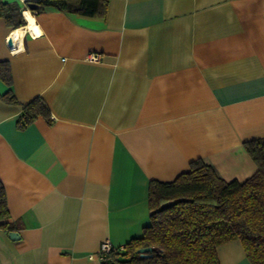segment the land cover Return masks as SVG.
Wrapping results in <instances>:
<instances>
[{"label": "crops", "instance_id": "obj_1", "mask_svg": "<svg viewBox=\"0 0 264 264\" xmlns=\"http://www.w3.org/2000/svg\"><path fill=\"white\" fill-rule=\"evenodd\" d=\"M3 2L26 25L0 19V264H100L102 242L150 225L152 181L199 160L227 182L256 172L244 145L264 138V0H104L94 16ZM37 98L47 113L21 127ZM216 253L251 264L239 241Z\"/></svg>", "mask_w": 264, "mask_h": 264}, {"label": "trees", "instance_id": "obj_2", "mask_svg": "<svg viewBox=\"0 0 264 264\" xmlns=\"http://www.w3.org/2000/svg\"><path fill=\"white\" fill-rule=\"evenodd\" d=\"M103 1L40 0L25 2L24 9L55 8L94 16ZM21 10L17 3L0 0V19L10 29L26 25ZM9 77L7 62H0V80L8 84ZM46 113L37 98L25 106L20 126ZM244 147L257 168L244 181L227 182L201 160L173 182L152 181L150 225L143 229L142 237L131 240L123 251H111L100 264H219L216 249L230 241L241 242L251 264H264V138L246 142ZM8 216L0 183V229L11 230L5 222ZM145 247L153 248L152 255L140 258L136 250Z\"/></svg>", "mask_w": 264, "mask_h": 264}, {"label": "built area", "instance_id": "obj_3", "mask_svg": "<svg viewBox=\"0 0 264 264\" xmlns=\"http://www.w3.org/2000/svg\"><path fill=\"white\" fill-rule=\"evenodd\" d=\"M24 1V0H22ZM11 40V38H7L6 39V43L8 45V40ZM12 41V40H11ZM9 48H12V43L11 46H8ZM89 62L92 63H97L100 60V55L99 54H90L87 58H86ZM111 251H123V248H118V249H114L109 241H104L100 244L99 250L97 252V256L98 259L102 262L104 260H107L108 255L111 253Z\"/></svg>", "mask_w": 264, "mask_h": 264}, {"label": "water", "instance_id": "obj_4", "mask_svg": "<svg viewBox=\"0 0 264 264\" xmlns=\"http://www.w3.org/2000/svg\"><path fill=\"white\" fill-rule=\"evenodd\" d=\"M25 2H29L30 0H24ZM28 6L33 9V6L31 4H28ZM8 46H11V40H8ZM9 238L13 241L18 240V235L16 232H10L9 233ZM153 252V248L152 247H145V248H139L136 250V254L140 257V258H149L151 257Z\"/></svg>", "mask_w": 264, "mask_h": 264}, {"label": "bare ground", "instance_id": "obj_5", "mask_svg": "<svg viewBox=\"0 0 264 264\" xmlns=\"http://www.w3.org/2000/svg\"><path fill=\"white\" fill-rule=\"evenodd\" d=\"M25 19L27 20V26H26V30H29L30 32L34 33V34H39V30L37 28V26L35 25L34 23V20L32 18V16L29 14L28 11L24 12V15ZM24 30H17L15 32V34H22Z\"/></svg>", "mask_w": 264, "mask_h": 264}]
</instances>
